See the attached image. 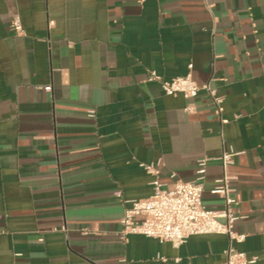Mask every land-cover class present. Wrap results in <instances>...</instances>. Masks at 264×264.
<instances>
[{
	"label": "crops",
	"instance_id": "obj_1",
	"mask_svg": "<svg viewBox=\"0 0 264 264\" xmlns=\"http://www.w3.org/2000/svg\"><path fill=\"white\" fill-rule=\"evenodd\" d=\"M150 69L210 82L221 115ZM203 157V203L229 176L235 247L264 264V0H0V264H218L225 234L119 236L153 179L199 181Z\"/></svg>",
	"mask_w": 264,
	"mask_h": 264
},
{
	"label": "built area",
	"instance_id": "obj_2",
	"mask_svg": "<svg viewBox=\"0 0 264 264\" xmlns=\"http://www.w3.org/2000/svg\"><path fill=\"white\" fill-rule=\"evenodd\" d=\"M11 27L16 33H22L21 22L17 16L12 18ZM145 80L159 82L165 94L181 93L190 99L200 90H204L216 114L220 116L223 111V97L217 93L215 87L210 82L198 84L192 79L190 72L183 76L163 79L155 70L150 69ZM186 110L194 111L195 107L189 105ZM94 114L95 109H88V115ZM229 156L228 153L221 155L223 166L229 162ZM141 165L154 174L158 173L152 164ZM206 165L205 157L198 160L196 173L199 181L196 182L178 179L164 186L157 178L153 179L151 195L133 200L121 216L120 238L125 239L128 234H141L179 245L191 235L225 234L228 237V244L223 251L224 259L218 264H253L256 261L255 256L249 257L235 247V243L244 239V234L233 230L239 215L232 208L237 200L230 195L231 189L228 185L230 177L224 174L211 189L213 194L223 197V207L215 209L203 203V186L200 180L204 177ZM116 194L119 196L120 192ZM136 216H141V219L137 220Z\"/></svg>",
	"mask_w": 264,
	"mask_h": 264
}]
</instances>
